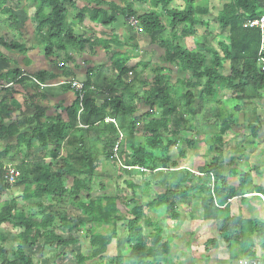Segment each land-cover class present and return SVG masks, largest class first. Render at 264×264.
Wrapping results in <instances>:
<instances>
[{"label":"trees","instance_id":"16d2710c","mask_svg":"<svg viewBox=\"0 0 264 264\" xmlns=\"http://www.w3.org/2000/svg\"><path fill=\"white\" fill-rule=\"evenodd\" d=\"M8 1L0 0V15L6 16L4 25L17 35L11 40L7 37L0 39V47L5 51L17 50L22 53L25 48L17 42L21 35L15 27L16 18L12 9L8 7ZM33 1L35 2L34 19L37 22L34 34L43 45L45 57H50L54 50L82 51L86 46L100 42L97 39H81L71 35L66 22L67 12L63 0ZM134 1L148 3L150 9L138 14L132 8L133 1L119 0L125 4L123 8L109 4V16L97 10L90 16V20L106 26L114 21L116 14L135 17L137 20L135 28L138 33L143 35L155 33L159 47L164 51V61L176 66L178 72L184 74V77L177 81V86L170 88L169 76L163 75V70L159 67L153 70V86L144 91L140 101L143 100L151 111L155 109L160 114L158 118L151 119L143 127L142 142L137 147L131 145V141L134 140L135 121L131 120V115L135 107V95L120 81V76L126 74L128 69L117 68L119 77L114 84L121 87L122 94L105 104L113 114L123 118V122L118 123V127L125 134L126 141L123 143L128 144L131 150L129 158L121 159L122 165H118L120 175L126 172L124 167L144 168L148 170L147 174L162 171L166 187L152 198L149 190L125 181V186L130 190L129 197L120 196L117 192L112 195L103 193L92 196L91 181L97 171L95 164L100 153L97 149L89 147L85 135L90 131H98L103 126L106 115L105 106L96 108L89 103L86 95V90L90 86L88 80L83 85L85 93L83 111L80 115V120L87 129L73 130L64 143L62 158L57 163L44 161L21 163L14 169L18 181L14 185L22 186L24 200L45 199L50 204L44 206L40 203L38 205L41 210L40 215L37 221H33L17 211L15 200L2 203L0 225L8 224L13 228L21 229L17 236L21 246H33L40 238L45 245L66 248L75 240L72 238L64 240L56 235L53 222L57 220L59 228L68 233L77 232L79 221L76 217H71L67 211L68 207L74 208L79 215L87 219L89 227L85 230L84 238L87 240L91 258L105 254L108 245L117 237L116 223L123 221L125 240L129 247L127 263L154 264L153 259L168 254L169 241L162 238V231L156 223L144 219V210L151 211L156 217L164 216L169 220L177 221L180 218L176 206L177 200L205 199L208 207L215 210V220L221 223L220 235L229 245L231 257L236 254L237 257L250 263L255 259L252 251V235L258 239L259 247L264 249V222L243 220L229 215L228 200L242 199L247 193L245 186L249 182V175L230 168V175L237 178V185L234 187L226 182L220 167L223 164V136L238 124L235 115L240 109L239 106L248 101L264 98V72L259 70L257 62L260 32L256 28L244 27L247 21L264 15V11L259 8L258 0H218L225 3L212 24L216 25L218 30L226 31L227 43L219 42L215 48L204 39L187 48L175 42L186 36L193 37L194 27L205 26L208 30L207 34H212L209 31L212 24H204L201 18L207 14L208 8L200 10L195 4L196 0ZM174 2L182 3V9L169 8ZM158 8L165 10L169 20L167 27L163 24ZM43 9H47L48 12L44 14ZM186 74H189L188 79L185 78ZM19 76H21L20 71L9 70L0 74V80L10 82ZM39 76L34 77L39 80ZM197 89L201 90L198 97ZM222 91H228L235 98V105L231 106L229 111L223 105L215 104L218 93ZM4 104L5 102L0 103V117L9 114ZM71 108L69 115L74 119L78 110L77 99ZM39 111L35 108L32 122L39 121L37 115ZM203 112L206 114L205 117ZM205 119H209L211 123L206 124ZM56 120L54 123H37L30 133L18 135V145L32 146L34 141L42 147L47 146L48 143L52 146L56 144L53 146L54 150L50 152V155L56 158L58 140L66 131L65 125ZM206 125L214 130L210 139L214 146L211 160L197 168L198 175L187 169H176L175 162H171L168 157L176 140L180 139L184 145L193 147L194 142L185 140L183 134L194 131L199 136H207L202 134ZM249 129L253 130L252 125H249ZM0 130L4 132L6 129L1 125ZM106 133L107 136L98 138V141L107 150V153L103 154L104 157L109 159L113 156V148L119 135L113 126L107 127ZM121 149L120 143L116 152L119 160ZM179 155L184 156L182 150ZM163 156L164 158H161ZM231 161L230 159V163ZM4 172L5 169L0 166V175ZM68 179H71L70 185L66 183ZM254 192L262 193L257 187L254 188ZM143 226L152 228V232L145 236ZM97 227H108L109 231L100 234L94 231ZM233 235L238 238L237 243L233 241ZM208 242L209 245L216 246L214 239ZM20 245L16 249L17 259L10 263L0 247V264H32L29 256L24 255L23 247ZM233 245L237 248L233 249ZM206 246L208 248V245ZM78 257H75L77 261H79ZM80 259L81 262L84 261L83 257ZM119 261L120 259H117V262Z\"/></svg>","mask_w":264,"mask_h":264},{"label":"crops","instance_id":"0c3cea01","mask_svg":"<svg viewBox=\"0 0 264 264\" xmlns=\"http://www.w3.org/2000/svg\"><path fill=\"white\" fill-rule=\"evenodd\" d=\"M63 1L67 12L66 22L71 35L73 37H80L81 39H97L100 42L95 45L86 46L82 51L76 49L54 50L50 57L44 56L43 45L34 34L37 26V22L34 19L35 2L33 0L8 1V7L12 9V13L16 18L15 27L21 35L17 42L24 46L25 51L22 53L17 50L5 51L0 47V74L9 70H18L21 72V76H25L17 77L16 80L10 81L13 84L8 88H0V103L5 102L4 105L9 113L8 116L2 115L0 117V126L2 125L6 129L4 132L0 130V166L6 171L8 168L14 170L21 163L31 164L37 161L57 163L62 158L64 143L73 130L87 129V126L80 120V116L79 119L76 116L74 119L70 118L69 112L77 96L69 85L73 82L84 85L89 80L90 86L86 90L89 103L96 108L105 106L104 114L106 115L103 126L98 131H90L85 135L89 147L97 149L100 153L95 164L97 171L92 181L102 177L106 183H110L109 180L112 175L103 169L109 167L107 166L109 163L121 166L123 162L121 159L129 158L131 152L130 146L123 143L126 141L125 134L118 127V123H122L123 118L113 114L109 106H106L110 99H114L122 94L121 87L114 84L119 77L117 68L128 69L126 74L120 76V81L123 85L129 87L135 95V107L131 115V120L135 121L134 140L131 141V145L135 147L142 142L143 127L151 119L158 118L160 114L158 110L154 109L151 111L143 100L140 101L144 91L153 86V70L159 67L163 70V75L169 76L170 88H175L177 81L182 79L184 74L179 73L176 66L164 61V51L159 47L157 35L155 33L152 35L138 33L135 27L132 28L127 24L128 17L116 14L114 21L106 26L91 22L90 16L93 15V12L100 10L105 12L106 16H109V4L123 8L124 3L119 2V0ZM126 1H133L132 8L138 14L150 9L148 3H140L134 0ZM258 1L259 8L264 11V0ZM224 3L218 0H196L195 2L200 10L208 8L207 14L201 18L204 24L208 23L210 25L212 24V20L209 18V13L214 11V15L216 16L222 10ZM173 7L182 9L183 4L174 2L169 5V8ZM157 11L162 15L163 24L167 27L169 20L165 15V10L158 8ZM47 12V9H43L44 14ZM5 19L6 16L0 15V39L7 37V39L11 40L17 33L12 32L11 29L4 25ZM215 26L212 24L209 27V31L212 34L213 30L217 28ZM196 27H199L200 31L194 27L193 37L186 36L175 43L188 48L192 47L195 43L202 42L204 39L208 41L207 36L210 34H207L208 30H206V27ZM214 35L217 36L218 33H214ZM35 75H40L39 80L34 77ZM32 78L42 84L43 87L32 82ZM185 78L188 79L189 74H186ZM0 82L3 81L0 80ZM200 92V89L196 90L197 97L200 95ZM226 92L228 91L218 93L215 104L216 106L223 105L229 111L231 107L229 108L227 105L234 107L235 98L229 95L225 100L222 94ZM239 107L240 109L235 116L237 119H242V124L244 122L245 124L247 123L246 127L248 130H245V132L249 131V134H245L242 131L238 135L235 134L233 129H239L237 124L229 131L230 133L234 132L233 135L227 138L224 135L222 151L223 148L225 149L227 143L232 142L233 138L237 137L239 141L237 142V146L232 148V152L230 148V152L226 155L223 153V164L220 167V171L226 178V182L234 187L237 185V178L230 175V168L249 175V182L245 186L247 193L243 195L242 199L232 198L228 200L229 215L231 217H240L243 220H256L262 223L264 222V203L258 195H261L264 200V127L258 126V130L255 126H252L253 130H250L248 128L250 123L246 122V120H260L259 118L264 114V98L245 102ZM35 108L40 110L37 114L39 121L32 122ZM205 116L206 114L203 112V117ZM56 119L65 125L66 130L58 140L57 145L59 146L56 148L58 149L56 158L50 155V152L54 150L53 146L56 144L52 146V144L50 145L47 142V146L42 147L41 144L34 141L32 146H27L26 144L18 145V135L30 133L37 123H54L57 121ZM205 122L206 124L211 123L209 119ZM109 126H113L119 135L116 143H118V147L120 143L122 145L120 160L117 157V151L109 159H106L103 154L107 153V150L98 141V138H105L107 136L106 131ZM6 133H9V135ZM3 135H6V137H3ZM203 141H206L205 138H201V143ZM170 151L168 157L172 160ZM161 158H164V156ZM230 159L232 160L231 163ZM204 164L201 163L198 167ZM101 170L102 172H100ZM15 173L17 175L16 171ZM129 174V171L122 174L123 179L126 180L125 178ZM17 183L18 181L15 184ZM66 183L70 185L71 179H68ZM13 186H15V189L19 193L13 197L10 196L7 200H1L0 205L10 200H15L18 212H22L25 218L37 221L41 212L38 205L41 203L46 206L50 203L45 199L24 200L22 197V186ZM256 187L261 189L262 193H255L254 188ZM196 200H200L203 203L200 210L197 211L199 217L197 220H194V218L190 220L191 214L189 212L182 213L178 209L180 218L189 223L187 230L185 228L179 230L176 222L181 220L173 221L168 219L169 225L167 224L166 227L164 224L165 228L163 224L151 222L156 223L160 227L162 238L169 241L168 254L153 259L154 264H243L245 260H242L239 256L237 257L236 254L231 257L229 245L220 235L221 223L215 220V210L212 207H208L205 199ZM67 211L71 217H76L79 221L77 232L68 233L59 228L57 220L53 222L56 235L64 240L68 238L75 240L66 248L45 245L40 238L37 239L33 246H21L17 237L21 229L13 228L8 224H1L0 247L4 250L7 261L10 263L17 259L16 249L20 245L23 247L24 255L29 256L32 264H128L126 260L129 255L127 253L129 249L128 245L124 239L123 247L122 242L118 240V235L108 245L104 255L91 258L87 240L84 238L85 230L89 227L87 219L79 215V212L74 208H68ZM82 226H84V235H81ZM107 229V227H97L94 231L105 234ZM166 230L177 233L167 236L165 234ZM179 232L182 235L186 234L183 235L186 239L177 242V239L182 237V235H179ZM232 238L235 243L238 242L236 235H233ZM212 239L216 241L215 247L208 244V241ZM251 240L253 243L252 251L255 254L254 260L263 258L264 261V249L259 247L258 239L252 235ZM206 245H208V248ZM236 248L237 246L234 248L233 245V249ZM79 255L83 257V262L78 257ZM75 257H78L79 261ZM117 259H120V261L117 262Z\"/></svg>","mask_w":264,"mask_h":264},{"label":"rangeland","instance_id":"374dc122","mask_svg":"<svg viewBox=\"0 0 264 264\" xmlns=\"http://www.w3.org/2000/svg\"><path fill=\"white\" fill-rule=\"evenodd\" d=\"M209 15H210L209 16L210 20H212V22H214V18H215L214 11L210 12ZM195 28L200 31L199 27H195ZM217 29L218 28H215V30H217ZM215 30H213V34L210 33V35L207 36V39H208L209 43H211L216 48V46L219 42L227 43V39H226V31L217 30L215 32ZM214 33L215 34L218 33V35L216 36V35H214ZM229 95H230V93L226 92V93L222 94V97L226 100V98H228ZM227 107L230 108L231 106L227 105ZM259 119H260L259 121L251 120L252 122L250 120H246V122H249L252 126H255L256 129L259 130V128H257L258 126L264 127V114H262L261 118H259ZM242 122H243L242 119L238 118L237 119V123H238L237 127L239 129H233L235 131V134H237V135L240 134L239 133L240 131L245 132V130H248L246 127L247 123L245 124V122H244V124H242ZM202 131H204V132H202V134H208V136H201V135L199 136V134H196L194 131H190L188 133L183 134V137L185 140L194 142L193 147L184 145V143L180 139L176 140L175 146H173L172 147L173 149L170 151V154H171L170 157L172 158V160H170V161L175 162L176 169H187L188 171H191L192 173H194L196 175L197 174L196 171H197L198 166H200L201 163L204 164L207 161L211 160V158L214 155V152H213L214 146H213L212 140H210V139L212 137L211 133L214 132V130L211 128H208V126L206 125ZM233 133H230V132L226 133L225 134L226 138L233 135ZM245 134H249V131L245 132ZM201 138H205L206 141H203L201 143ZM238 139L239 138L235 137V138H233L232 142L230 141L229 144L227 143V145H225V149L223 148L224 155H226L228 152H230V150L232 148L237 146V142L239 141ZM240 140H242V139H240ZM181 150L184 153L183 157H181L179 155V152ZM232 151H233V149L231 150V152ZM256 154H257V152H256ZM259 156H258V158H259ZM107 166H109V167H106L103 170L112 175V176H110L111 177L109 180L110 183H106L102 177H100L99 179L97 178L94 181H91V183H92L91 184L92 185V195H94V196H97V195H100L103 193L112 195L113 193L117 192L118 194H120L121 196H124L125 198L129 197L130 196V190L125 186V183H124L125 181H130L131 183L139 186L140 188L149 190V195L152 198L155 197L158 192L162 191L163 188L166 187V180L164 179L162 171L161 172L160 171L159 172H153L152 174H147V173H142V172L134 171V170H126V171H129L130 174L125 178L126 180H124L123 175H120L119 169H117L118 165H114V164L111 165V163H109V165H107ZM100 172H102V170ZM1 175H3L2 179H1ZM1 175H0V202H1V200H7V199H9L10 196L13 197L17 193H19V191L17 189H15V186H13V185L8 186L4 183L5 172L1 173ZM200 202H201L200 200H194V199L192 200L189 198H185L182 200L181 199L177 200L176 206L182 213L183 212L184 213L189 212L191 214L190 220H191V218L192 219L194 218V220H197L199 218L197 211H199L201 206L203 205V203L202 202L200 203ZM69 210H72V209H69ZM144 219L148 220L149 222L154 221V222L159 223L161 225L163 224L164 228H165V225H166V227H167V224L169 225L168 219L166 217H164V216L156 217V215L149 210H144ZM178 220H181V221L176 222L177 223L176 225H178L179 230H183V228H185V230H187L188 226H189L188 221H186V220L184 221L181 218H179ZM182 221H183V223H182ZM115 227H116V232L118 235V240H120L122 242V246L124 247V239H125L124 222L121 221V222L116 223ZM147 228L148 227L143 226V233L145 236L149 235V233H151V231H152L151 228H148V229ZM107 231H109V230L107 229L105 233H107ZM175 233H177V232H172V231L166 230L165 234H167V236L168 235L171 236V235H174ZM81 235H84V226L81 227ZM179 235H182L181 232H179ZM183 235H186V234H183ZM183 235H182V237H179L177 239V242H180V240L186 239L185 237H183ZM127 253H129V249H128ZM258 260L263 261V258H259Z\"/></svg>","mask_w":264,"mask_h":264},{"label":"built area","instance_id":"2783aa9c","mask_svg":"<svg viewBox=\"0 0 264 264\" xmlns=\"http://www.w3.org/2000/svg\"><path fill=\"white\" fill-rule=\"evenodd\" d=\"M127 24L134 28L136 27L137 24V20L135 17H128L127 18ZM244 27H248V28H256L259 30L260 32V41H259V48H258V52H257V57H258V66H259V70L261 72H264V15H260L258 18L251 20V21H247L244 24ZM25 75L19 76L20 77H24ZM32 82H34L36 85L43 87L42 84L38 83L35 79H31ZM12 82H0V88H8L10 86H12ZM70 88L76 93L77 96V103H78V110H77V114H76V118L79 119V116L81 115L82 111H83V97H84V89H83V84L82 83H71ZM112 121V120H109ZM81 127V126H80ZM118 148V143L115 144L114 148H113V153H115L117 151ZM125 169H133V170H137L140 171L142 173H148L147 169L144 168H139V167H124ZM16 173L13 169L8 168L5 171V175H4V183L8 186H12L16 183ZM260 197V199L263 201V197L261 195H258ZM243 264H264L261 260H254L251 261L250 263L248 262H244Z\"/></svg>","mask_w":264,"mask_h":264}]
</instances>
